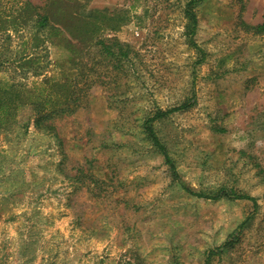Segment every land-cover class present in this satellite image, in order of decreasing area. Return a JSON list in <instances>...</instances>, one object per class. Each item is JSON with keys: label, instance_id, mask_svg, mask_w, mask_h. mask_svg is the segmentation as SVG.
Segmentation results:
<instances>
[{"label": "rangeland", "instance_id": "obj_1", "mask_svg": "<svg viewBox=\"0 0 264 264\" xmlns=\"http://www.w3.org/2000/svg\"><path fill=\"white\" fill-rule=\"evenodd\" d=\"M57 3L37 78L88 93L0 128V264H264V0Z\"/></svg>", "mask_w": 264, "mask_h": 264}, {"label": "trees", "instance_id": "obj_2", "mask_svg": "<svg viewBox=\"0 0 264 264\" xmlns=\"http://www.w3.org/2000/svg\"><path fill=\"white\" fill-rule=\"evenodd\" d=\"M56 3L57 0H54L49 11L44 13L39 11L38 6L30 0H0V72L13 68L11 73L14 75L7 74V78L0 79V128H6L13 122H17L19 111L22 107L28 106L35 127L38 130L44 129L51 134H56L52 120L61 115L75 113L82 106L84 97L88 93L87 86L86 89H83L79 86L78 81L51 82L37 78L43 74L41 52H44L43 56L47 55L48 46L46 43H53V40L46 39L43 35L51 29L60 31V28H56V22L53 19L57 10L54 8L59 4ZM190 5L191 2L186 10L191 16L193 27H195L197 16ZM56 7L62 11L65 9L60 4ZM66 15L70 17L73 16V13L67 12ZM251 29L257 33L264 32V22L252 26ZM194 31L193 28L191 36H193ZM201 51L204 54L203 49ZM15 71L24 73V75L31 74L35 78L30 84L24 83L22 80H15ZM24 78H29V76ZM175 109L177 108L171 110ZM168 112L169 110L157 112L155 116L146 120V126L177 178V170L171 155L149 125L151 119L163 116ZM189 191L200 197L217 199L222 196L221 193L205 195L200 192ZM236 197L248 198L253 201L254 210L246 217L243 225L255 215L258 203L256 198L250 195L239 194ZM227 242L231 243V241Z\"/></svg>", "mask_w": 264, "mask_h": 264}]
</instances>
